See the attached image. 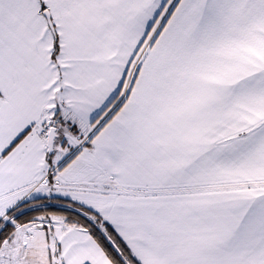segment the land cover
<instances>
[{
  "label": "snow or ice",
  "instance_id": "1",
  "mask_svg": "<svg viewBox=\"0 0 264 264\" xmlns=\"http://www.w3.org/2000/svg\"><path fill=\"white\" fill-rule=\"evenodd\" d=\"M0 264H264V0H0Z\"/></svg>",
  "mask_w": 264,
  "mask_h": 264
}]
</instances>
